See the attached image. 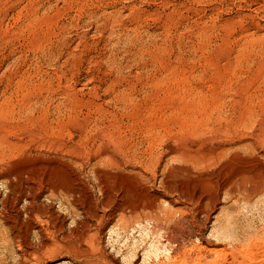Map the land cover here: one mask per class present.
<instances>
[{
	"label": "rangeland",
	"instance_id": "1",
	"mask_svg": "<svg viewBox=\"0 0 264 264\" xmlns=\"http://www.w3.org/2000/svg\"><path fill=\"white\" fill-rule=\"evenodd\" d=\"M0 138V173L69 236L24 263L0 221V264H170L172 239L264 264V0H0Z\"/></svg>",
	"mask_w": 264,
	"mask_h": 264
},
{
	"label": "bare ground",
	"instance_id": "2",
	"mask_svg": "<svg viewBox=\"0 0 264 264\" xmlns=\"http://www.w3.org/2000/svg\"><path fill=\"white\" fill-rule=\"evenodd\" d=\"M248 147L253 148V145L250 144ZM174 153L176 155L175 158L178 161L182 163L188 162L195 168H203L205 166L210 167L221 159L224 154L223 152H215L212 154H185L183 152ZM163 163V157L156 159L155 161L152 157H150L146 160L145 165L148 169H151L153 166L155 172H159L166 177L171 166L164 167ZM185 171L189 173L192 172L190 169ZM1 181L5 187L6 194L3 196V193L0 192V221L3 224L9 225L8 234L11 237V241L19 247V252L22 253L21 261L24 263H30L34 260L54 258L67 254L69 252V236L67 233L62 232V239L60 240L59 234L61 230H58L57 225L54 222L52 224L44 223L37 216L36 204L39 190L37 189L36 181L32 178L27 180L19 179L18 181H15L11 176L0 173V182ZM240 189L241 187L234 186L231 183L222 187V190L226 191L228 194L236 192ZM23 202L28 203L26 206L21 207ZM16 211L22 215H26L23 222H11L12 214ZM156 221L159 223L161 220L157 217ZM192 234L193 232H190L188 237L192 236ZM171 243H174L177 246V249L168 247L167 245L163 247V253L166 258L170 260V264H174V260L176 258H178L179 261L182 254L185 263L190 261L189 258L186 257L187 255L190 257L194 255L195 258L193 259V262L195 264H203V262H205V264H212L210 255L202 252V249H198L201 254L197 257L195 254L196 252L192 253L194 249L196 250V246L193 250L187 252L188 247L183 243H180L178 239H172V241H170V244ZM151 248L155 249L153 255L158 258L160 249L153 245H151ZM79 253L87 256L89 251L86 248H81Z\"/></svg>",
	"mask_w": 264,
	"mask_h": 264
}]
</instances>
